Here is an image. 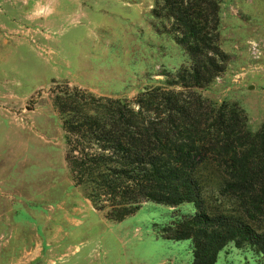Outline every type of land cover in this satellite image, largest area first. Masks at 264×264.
I'll list each match as a JSON object with an SVG mask.
<instances>
[{
	"label": "rangeland",
	"instance_id": "rangeland-1",
	"mask_svg": "<svg viewBox=\"0 0 264 264\" xmlns=\"http://www.w3.org/2000/svg\"><path fill=\"white\" fill-rule=\"evenodd\" d=\"M217 1L225 68L193 91L234 103L256 131L264 126V0ZM157 3L0 0V264H191L189 240L163 239L158 229L191 214L192 203L146 201L112 221L72 184L49 94L63 82L126 99L165 86L163 74L188 59L169 21L153 15ZM259 263L251 247L228 243L213 264Z\"/></svg>",
	"mask_w": 264,
	"mask_h": 264
},
{
	"label": "trees",
	"instance_id": "trees-1",
	"mask_svg": "<svg viewBox=\"0 0 264 264\" xmlns=\"http://www.w3.org/2000/svg\"><path fill=\"white\" fill-rule=\"evenodd\" d=\"M188 64L164 73L165 86L132 99L56 84L51 104L64 132L70 180L104 217L120 221L142 202L194 211L158 229L189 240L191 264H213L228 243L249 246L264 264V126L251 131L234 103L196 94L223 72L217 0H158ZM178 87V89H174ZM219 203L208 206L212 194ZM226 201L229 208H220ZM218 207V208H217Z\"/></svg>",
	"mask_w": 264,
	"mask_h": 264
}]
</instances>
